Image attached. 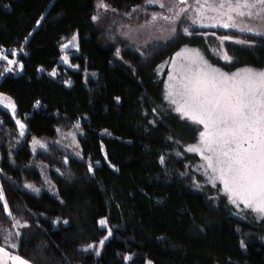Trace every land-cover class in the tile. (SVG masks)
Wrapping results in <instances>:
<instances>
[{
	"label": "trees",
	"instance_id": "trees-1",
	"mask_svg": "<svg viewBox=\"0 0 264 264\" xmlns=\"http://www.w3.org/2000/svg\"><path fill=\"white\" fill-rule=\"evenodd\" d=\"M97 1L133 18L145 3L0 0V51L18 65L0 61V92L16 107L0 108V245L33 264L40 252L42 264H264V218L203 185L187 151L201 126L174 110L159 72L185 46L225 71L264 69V37L198 28L118 58ZM75 35L76 49L63 48ZM224 36L231 63L213 46ZM74 130L73 148L62 136Z\"/></svg>",
	"mask_w": 264,
	"mask_h": 264
},
{
	"label": "snow or ice",
	"instance_id": "snow-or-ice-1",
	"mask_svg": "<svg viewBox=\"0 0 264 264\" xmlns=\"http://www.w3.org/2000/svg\"><path fill=\"white\" fill-rule=\"evenodd\" d=\"M148 2L153 3L158 0H148ZM180 2L186 3L187 0ZM197 4L200 9L205 7L211 10H216V7L221 10L226 9L221 11L220 15L227 16V22L219 25H202L204 27L237 28V17L258 19L264 26V0H220L218 5L208 4V0L200 4V0H197ZM253 9L258 10L253 11ZM163 19L169 18L163 17ZM153 20H156L155 16ZM192 23L196 24L197 20L193 19ZM238 30L251 32L252 28L239 27ZM184 31L191 35L187 28ZM255 34L264 35V31H257ZM75 39L74 36L73 40ZM230 39V36L222 38V40ZM235 43L243 44L245 41L236 40ZM64 47L67 48L68 45ZM182 54L177 53V56ZM196 55L199 56L198 53ZM223 59L228 63L232 60L227 54ZM11 63L13 61L9 60V64ZM179 71L180 79L177 83H170L167 86L166 99L176 106L174 110L182 119L203 126V130L199 133L198 144L190 146L187 151L197 152L202 156L205 163L200 167L205 170V175L209 176V182L213 187H216V181L222 184L223 192L228 196L230 203L236 204L239 200L246 208L264 218V71L246 68L231 74L224 73L202 58L192 59L186 65L181 64ZM169 80H176V76L171 74ZM7 106L13 109L15 107L11 103ZM17 124L20 122L17 121ZM20 127L24 126L20 124ZM35 143L39 142L35 141ZM208 170L211 171V175ZM92 171L93 166L90 164L89 172ZM3 199V194L0 192V200ZM3 207L8 211L6 203ZM16 223L20 227L27 226L20 224L19 221ZM99 223L102 227L107 225L106 220H101ZM108 235H111L110 230ZM107 239L108 236H105L104 240ZM104 240L99 242L101 246ZM91 247L92 245H89V248ZM5 251V248L0 247V253ZM12 259L19 261V264H28L19 256H13Z\"/></svg>",
	"mask_w": 264,
	"mask_h": 264
},
{
	"label": "rangeland",
	"instance_id": "rangeland-1",
	"mask_svg": "<svg viewBox=\"0 0 264 264\" xmlns=\"http://www.w3.org/2000/svg\"><path fill=\"white\" fill-rule=\"evenodd\" d=\"M205 0H200V4H203ZM220 0H208V4L212 5H218ZM163 4L164 6L161 7L160 5ZM101 5H104L103 7ZM96 19L95 23L96 25H99L100 29L104 32V35L106 38L110 39V42L116 46V55L119 58V55L121 52L125 49H134L137 52H140L143 54L144 50H150L151 48H154V46L159 45L161 43H164L166 40H170L172 37L178 33V31L188 34L184 31L185 28L188 29V32L190 33L193 29H215V30H227V31H236L240 34H247V35H256L255 33L257 31H264V26L261 25L260 21L258 19H248L247 17H237V28H222L219 26L216 27H204L202 25H212L216 24L219 25L221 23L227 22V16H221V11H226V9L221 10L218 7H216V10H211L207 7L200 9L199 4H197V0H187L186 3H181L180 0H158V2L149 3L148 0H145V3L141 7V9L138 11L140 13H137V17L133 18L131 13L129 15H123L118 14L114 12L109 6L105 5L103 2L97 1L96 6ZM182 9H187V11H181ZM258 9H253V11H257ZM247 11V9H245ZM235 15V13H233ZM153 16L156 17V20H153ZM163 17H168L169 19H163ZM196 19L197 23L193 24L192 20ZM239 27H250L252 28L251 32H240L238 30ZM256 36H262L264 35H256ZM74 37V36H73ZM75 40L73 38L69 39L65 45L67 44L68 47L65 49H76V43H77V37L75 35ZM224 41L221 39H214L215 44L213 45L215 48L219 49V53L221 54V59L223 60V57L225 55V52H223V46ZM194 50V51H193ZM119 52V54H117ZM177 53H183L181 56H177ZM196 53L199 54V56L196 55ZM67 53L64 55V57L61 59V64H63L65 67H68L70 69L75 70L76 66H73L70 64L69 59L67 58ZM0 57H8L6 55V52L0 51ZM16 54H13V57L11 58H0L1 60H4L7 62V68L14 69L18 67L17 62H15ZM66 58V60H65ZM202 58L204 61H207L208 64H210L212 67L219 69L221 72L224 73H235L237 71L249 68H239L234 69L233 71H225L221 69L220 67L212 64L209 62L203 53H201L200 50L197 48H193L190 46H185L177 50L176 53L173 54L172 57H170L166 62H164L162 65H160V74H164L165 77V88H166V95L168 91V85L176 84L177 81L180 79V65L181 64H188L192 59H200ZM9 60L13 61V63L9 64ZM174 61V63H173ZM252 69V68H251ZM257 71H264V69H254ZM54 72L51 73L52 76ZM171 74H174L176 76V80H169V76ZM169 100V99H167ZM14 104L12 99L0 92V108H3L5 111H7L10 116L14 117L16 113V107L14 109L10 106H7L9 104ZM172 105V104H171ZM172 107L175 109L176 106L172 105ZM17 121L21 123L19 119L15 117V124L16 128L18 129V134L20 137L24 136L26 128L20 127V124H17ZM23 125V124H22ZM24 126V125H23ZM201 126V131L203 130V126ZM23 133V135L21 134ZM75 134L76 131H71L67 135H63L62 137L66 138L68 140V144L74 148L75 145ZM200 139V138H199ZM199 140L197 141L198 144ZM194 144V145H197ZM41 143H33V149L36 150V148L41 147ZM192 145V146H194ZM42 148V147H41ZM188 149V148H187ZM197 154L199 157V165H202L205 163V161L202 159V156L197 152H190ZM208 154V153H205ZM199 171L201 173V176L204 179V183L212 186V183L209 182V176L205 175V170L199 166ZM209 171V175H211V171ZM46 182V180H45ZM47 183L41 184V187L45 186L47 187ZM219 187V190L221 194L228 199V196L224 194L223 192V186L219 181H216V187ZM214 187V188H216ZM39 190V189H38ZM37 190V192H38ZM229 201V199H228ZM230 203V202H229ZM233 208L236 209L237 212L245 213L248 215H252L254 218L260 219L261 217L253 212L251 209H248L245 207V205L237 201L236 204L230 203ZM100 224V223H99ZM103 228H107L103 227ZM109 237V235H107ZM107 240H104V243ZM0 247H3L0 245ZM101 247V245H100ZM4 248V247H3ZM100 248L98 249V251ZM14 256H19L21 259L28 262V264H33L31 261H29L27 258L17 255L16 252H10L6 250L4 253H0V264H19V261L13 262L9 259V254ZM45 252L37 253L36 256L33 257L32 261H35L37 264L43 263V258ZM146 264H150L149 262Z\"/></svg>",
	"mask_w": 264,
	"mask_h": 264
},
{
	"label": "built area",
	"instance_id": "built-area-1",
	"mask_svg": "<svg viewBox=\"0 0 264 264\" xmlns=\"http://www.w3.org/2000/svg\"><path fill=\"white\" fill-rule=\"evenodd\" d=\"M13 256H14V255L9 256V259H10V261L16 262V261H14V260L12 259Z\"/></svg>",
	"mask_w": 264,
	"mask_h": 264
},
{
	"label": "crops",
	"instance_id": "crops-1",
	"mask_svg": "<svg viewBox=\"0 0 264 264\" xmlns=\"http://www.w3.org/2000/svg\"><path fill=\"white\" fill-rule=\"evenodd\" d=\"M9 256H10V254H9Z\"/></svg>",
	"mask_w": 264,
	"mask_h": 264
}]
</instances>
